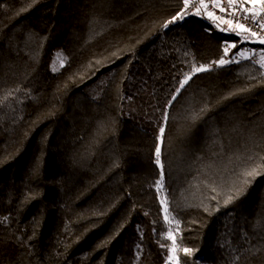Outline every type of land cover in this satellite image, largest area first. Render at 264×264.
<instances>
[{
  "label": "trees",
  "instance_id": "trees-1",
  "mask_svg": "<svg viewBox=\"0 0 264 264\" xmlns=\"http://www.w3.org/2000/svg\"><path fill=\"white\" fill-rule=\"evenodd\" d=\"M183 6L0 0V264H175L157 180L176 264H264V70Z\"/></svg>",
  "mask_w": 264,
  "mask_h": 264
},
{
  "label": "built area",
  "instance_id": "built-area-1",
  "mask_svg": "<svg viewBox=\"0 0 264 264\" xmlns=\"http://www.w3.org/2000/svg\"><path fill=\"white\" fill-rule=\"evenodd\" d=\"M206 3H209V7L207 9L200 8V0H189V6L186 10L187 14L183 16L182 19H177L176 21L184 20L190 17H201L205 21L209 23H213L215 25L214 32L217 36L225 38L223 43V52L219 59L224 56V47L227 45H231L235 43L237 45L236 48L229 47L228 49V56L224 57L229 62L224 65H218L213 61L209 65L205 66L207 70L216 69L219 67L228 66L231 64L240 63L243 61L250 62L254 65L260 66L264 70V44L259 42L260 38H264V30L259 28L260 23H264V11L257 10L256 6L254 7L250 3L244 4L245 7L251 9V12L244 13L240 9V3L238 0L237 8L236 9H229V12H235L236 18H240V22L244 23L246 27L251 28L253 31L258 33L257 37H252L250 33H242L238 35V29L230 28L229 25L223 23L222 21H213L212 19L208 18L207 12H215L217 16H221L224 19L230 18L229 13H221L218 8H213L211 5V0H205ZM219 2L225 7L228 8L227 0H219ZM195 5V7H193ZM200 8L201 14H195L196 9ZM184 10V6L180 12ZM253 13H258L256 20L257 22H253L251 19H243L242 17L247 15L251 17ZM243 53V55H240Z\"/></svg>",
  "mask_w": 264,
  "mask_h": 264
},
{
  "label": "snow or ice",
  "instance_id": "snow-or-ice-1",
  "mask_svg": "<svg viewBox=\"0 0 264 264\" xmlns=\"http://www.w3.org/2000/svg\"><path fill=\"white\" fill-rule=\"evenodd\" d=\"M228 3V8H225L220 2L219 0H211V5L213 8H218L219 11L221 13H229L230 18L228 19H224L221 16H217L215 14V12H207V16L208 18L212 19L213 21H222L223 23L229 25L230 28L238 29V35L242 34V33H250V35L252 37H257L258 33L256 31H253L251 28L246 27L244 23L240 22V18H236V14L235 12H229V9H236L237 8V4H238V0H227ZM240 3V9L241 11H243L244 13H249L251 12V9L248 7H245L244 4L246 3H250L251 5H253L254 7L256 5H260L261 9L264 10V0H239ZM189 6V0H184V10H182V12H178L175 16H173L171 18V20L167 21L164 25V27H168L169 24L173 23L174 21H176L178 18L182 19L184 15L187 14L186 10ZM193 7H195V5H193ZM209 7V3H206L205 0H200V8H204L207 9ZM200 8L196 9V13L195 14H201L200 13ZM257 15H259L258 13H253L251 15V17L245 15L242 18L243 19H251L253 22H257L256 17ZM259 28L261 30H264V23H260L259 24ZM259 42L261 44H264V38H260ZM229 47L231 48H236L237 45L235 43L231 44V45H227L224 47V56L220 58L219 61H216L214 63H217L218 65H224L226 63H228L229 61L226 60L224 57L228 56V49ZM240 55H243V53H240ZM207 70L206 67L204 65H201L199 67H193V72L194 73H198V72H202ZM191 77L186 76L185 79L183 81L180 82V88H177L176 91L179 92L181 88L184 87V85L188 82V80ZM173 99H175V96H173ZM169 103H171V101H169ZM161 132H163V129L160 130ZM156 163L159 165L160 161H159V154H160V148L159 146H157L156 148ZM259 167V166H258ZM258 167H253L251 170L249 171H245L243 173V176L245 177L242 180V185H248L251 183V181L248 179V177H251L252 179H255L257 176L261 175L262 173L260 171H258ZM161 183L160 180L156 181L157 186H159ZM244 188L241 187L239 189H237L235 197L232 195H229L227 197V199H225L224 203L225 205L230 204L235 198H239L242 194H244ZM163 203V202H162ZM166 211V209H165ZM171 238V236L169 237ZM171 251V250H170ZM183 251L185 252V254H191L192 250L188 249V248H184Z\"/></svg>",
  "mask_w": 264,
  "mask_h": 264
},
{
  "label": "rangeland",
  "instance_id": "rangeland-1",
  "mask_svg": "<svg viewBox=\"0 0 264 264\" xmlns=\"http://www.w3.org/2000/svg\"><path fill=\"white\" fill-rule=\"evenodd\" d=\"M158 192H159V197H160V201H161V205L163 208V215H164V219L168 225V232H167V237L169 238L171 236L170 241L172 243V255L170 258V261L172 263H177L176 260V255H175V236L178 232V224L171 218V216L169 215L168 211H167V206H166V200H165V195H164V191H163V186H162V181L160 183L159 186H157ZM163 202V203H162ZM166 209V211H165Z\"/></svg>",
  "mask_w": 264,
  "mask_h": 264
},
{
  "label": "crops",
  "instance_id": "crops-1",
  "mask_svg": "<svg viewBox=\"0 0 264 264\" xmlns=\"http://www.w3.org/2000/svg\"><path fill=\"white\" fill-rule=\"evenodd\" d=\"M256 8H257V10L264 11V10L261 9L260 5H256Z\"/></svg>",
  "mask_w": 264,
  "mask_h": 264
}]
</instances>
